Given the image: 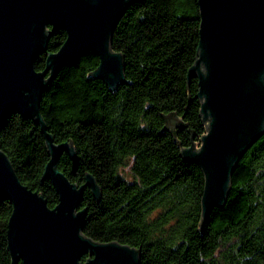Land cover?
Returning a JSON list of instances; mask_svg holds the SVG:
<instances>
[{
	"label": "trees",
	"instance_id": "16d2710c",
	"mask_svg": "<svg viewBox=\"0 0 264 264\" xmlns=\"http://www.w3.org/2000/svg\"><path fill=\"white\" fill-rule=\"evenodd\" d=\"M200 27L198 0H138L112 35L127 84L111 91L96 79L100 60L90 53L48 86L41 115L54 142L72 143L78 155L75 164L63 154L59 170L78 185L90 174L102 191L98 201L85 190L86 237L136 248L140 264H264V135L240 160L226 204L207 220L204 174L181 155L200 147L207 133L198 80L188 79ZM66 38L62 30L50 37L35 63L38 72ZM176 119L185 128H169ZM0 150L22 184L56 207L58 195L43 178L50 152L40 126L13 113L0 129ZM12 212L11 202L0 197V264H12Z\"/></svg>",
	"mask_w": 264,
	"mask_h": 264
},
{
	"label": "water",
	"instance_id": "95a60500",
	"mask_svg": "<svg viewBox=\"0 0 264 264\" xmlns=\"http://www.w3.org/2000/svg\"><path fill=\"white\" fill-rule=\"evenodd\" d=\"M137 1L0 0V129L13 113L40 126L50 152L43 178L52 182L59 198L50 208L39 192L22 184L0 150V197L13 206L7 231L12 264H140V250L84 235L85 190L90 189L98 201L102 191L90 174L85 184L78 185L59 170L63 154L75 164L78 155L72 143L54 142L40 111L45 91L63 68L77 66L90 53L100 60L93 74L96 79L111 91L127 84L124 58L112 48V35ZM198 4V58L188 79L198 80L207 133L200 147L183 149L181 155L204 174L202 215L207 220L226 204L240 160L264 135V0H198ZM61 30L66 41L46 57L45 70L38 72L35 63L50 37ZM185 126L176 119L169 128Z\"/></svg>",
	"mask_w": 264,
	"mask_h": 264
}]
</instances>
